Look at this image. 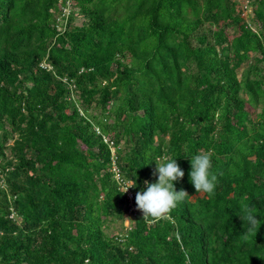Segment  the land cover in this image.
<instances>
[{
    "label": "trees",
    "instance_id": "1",
    "mask_svg": "<svg viewBox=\"0 0 264 264\" xmlns=\"http://www.w3.org/2000/svg\"><path fill=\"white\" fill-rule=\"evenodd\" d=\"M169 155L188 195L144 219ZM248 205L264 221V0H0V264H264Z\"/></svg>",
    "mask_w": 264,
    "mask_h": 264
},
{
    "label": "clouds",
    "instance_id": "2",
    "mask_svg": "<svg viewBox=\"0 0 264 264\" xmlns=\"http://www.w3.org/2000/svg\"><path fill=\"white\" fill-rule=\"evenodd\" d=\"M176 157L178 156L169 155L164 157L160 163L155 161L156 169L154 175L157 177L155 182L145 181L144 189L137 191L135 202L137 208L143 213L144 219H152L155 222L169 214L177 206V203L188 195L182 189L177 191L174 186V182L185 175ZM184 157L189 158L190 171L188 175L196 193L203 192L209 195L214 193L217 177L211 171L213 167L212 154L205 150ZM132 175L133 178L126 177L128 183L123 188V193L129 188L137 186L134 178L135 173ZM244 211L248 213L246 219L250 228H256L257 225L260 226L264 222L257 219V215L251 213L250 205L245 206Z\"/></svg>",
    "mask_w": 264,
    "mask_h": 264
},
{
    "label": "rangeland",
    "instance_id": "3",
    "mask_svg": "<svg viewBox=\"0 0 264 264\" xmlns=\"http://www.w3.org/2000/svg\"><path fill=\"white\" fill-rule=\"evenodd\" d=\"M239 4L241 5H246L247 4V0H236ZM245 16L247 15H252V10L251 7H249L246 11V13L244 14ZM82 21L81 19H78L77 24H80ZM241 73V71H239V74ZM132 210H135V207H133ZM123 226L124 228H128L130 226V220L129 219H125L123 222ZM121 230V226L119 223H114L112 225H110V228H108L107 232H109L111 235H116L119 233V231Z\"/></svg>",
    "mask_w": 264,
    "mask_h": 264
}]
</instances>
